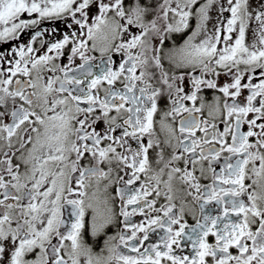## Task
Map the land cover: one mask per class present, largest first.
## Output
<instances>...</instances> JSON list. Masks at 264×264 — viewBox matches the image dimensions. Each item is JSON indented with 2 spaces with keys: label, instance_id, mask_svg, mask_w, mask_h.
Listing matches in <instances>:
<instances>
[{
  "label": "snow or ice",
  "instance_id": "1",
  "mask_svg": "<svg viewBox=\"0 0 264 264\" xmlns=\"http://www.w3.org/2000/svg\"><path fill=\"white\" fill-rule=\"evenodd\" d=\"M5 44L0 264H264V0H0Z\"/></svg>",
  "mask_w": 264,
  "mask_h": 264
},
{
  "label": "flooded vegetation",
  "instance_id": "2",
  "mask_svg": "<svg viewBox=\"0 0 264 264\" xmlns=\"http://www.w3.org/2000/svg\"><path fill=\"white\" fill-rule=\"evenodd\" d=\"M215 15V13H213V16ZM227 15V14H226ZM42 28H48L49 31L51 30L52 27H57L61 30H63V24L60 23V22H56L55 24H52L48 21H45L42 25H41ZM61 35V32L58 31L54 34V36L56 38H59ZM45 39L48 40V41H51L53 40V36L52 35H46L45 36ZM28 40V33H25L23 36H21V40L20 42H26ZM13 44L17 43L16 41L12 42ZM39 45H36V47H38ZM0 47H3V48H7L8 45L5 44V45H0ZM39 54H43V49H41L40 53H36V55H39ZM66 63V61H64ZM225 82L224 81V78H221V83ZM209 96H211V93H209ZM132 219V222L134 223H139L142 221L143 217H140V216H134L131 218ZM114 234V233H113ZM158 239V237L153 234V233H150V240H156ZM89 243H92L91 239L89 238ZM102 243L101 244H93V250L94 252H99L100 251V248L102 247ZM104 255H107V253L105 252ZM134 255V254H133Z\"/></svg>",
  "mask_w": 264,
  "mask_h": 264
}]
</instances>
